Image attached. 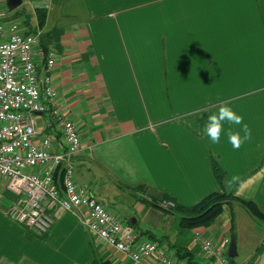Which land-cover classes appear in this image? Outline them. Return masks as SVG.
I'll list each match as a JSON object with an SVG mask.
<instances>
[{"label": "crops", "instance_id": "0c3cea01", "mask_svg": "<svg viewBox=\"0 0 264 264\" xmlns=\"http://www.w3.org/2000/svg\"><path fill=\"white\" fill-rule=\"evenodd\" d=\"M36 7L46 9L45 23L53 19L49 29L42 26L40 41L55 51L57 100L80 135L76 183L101 202L105 192L133 195L137 212L126 218V229L139 239L152 232L176 262L206 263L192 240L199 228L216 240L234 234L237 254L228 264H264V219L239 201L226 203L211 225L194 228L152 203L169 194L191 205L223 190L253 200L264 213V0H22L17 10L27 15ZM23 20L24 29L38 28ZM54 28L60 29L55 38ZM37 68L42 76L43 64ZM221 103L252 129V140L239 150L223 133L219 144L204 133ZM35 117L37 129L48 132V114ZM56 134L60 150L63 136ZM212 162L222 170L220 181ZM234 174L240 180L229 189ZM6 182L0 175V264H90L94 257L156 264L155 256L135 262L49 199L44 202L54 221L35 234L8 216L15 195ZM177 247L190 259L178 258Z\"/></svg>", "mask_w": 264, "mask_h": 264}, {"label": "built area", "instance_id": "2783aa9c", "mask_svg": "<svg viewBox=\"0 0 264 264\" xmlns=\"http://www.w3.org/2000/svg\"><path fill=\"white\" fill-rule=\"evenodd\" d=\"M41 32L40 28L24 29L18 19L4 22L0 15V175L7 178L6 186L15 195L8 216L42 235L54 221L44 202L49 199L50 205L74 212L89 232L135 262L155 256L156 264H183L174 261L156 240L139 239L127 230L122 219L76 183L73 159L82 149L80 135L57 100L51 72L55 51L42 45ZM40 62L42 76L37 68ZM36 112L48 114V132L37 129ZM57 132L63 136L60 150L55 149ZM157 204L166 209L176 205L167 197ZM192 240L200 243L205 264L229 263L228 236L216 240L196 228Z\"/></svg>", "mask_w": 264, "mask_h": 264}, {"label": "trees", "instance_id": "16d2710c", "mask_svg": "<svg viewBox=\"0 0 264 264\" xmlns=\"http://www.w3.org/2000/svg\"><path fill=\"white\" fill-rule=\"evenodd\" d=\"M19 7V6H18ZM15 8L13 11L19 13L18 9ZM21 11V9H20ZM37 24L39 28H41L46 20V9L44 7H36L35 8ZM20 14V13H19ZM25 23H28V16L23 20ZM29 31V30H28ZM52 37H57L60 33V29L54 28L52 31ZM46 48V45H44ZM212 168L216 174L217 179L220 181L222 179L223 173L220 167L215 163L212 162ZM141 188L142 186H136ZM164 197H170L169 194H163ZM231 200H237L239 203L254 217L259 219H264V213L260 210L257 204L251 199H244L241 197L236 196L232 192H225L223 190H214L212 192L207 193L198 201L191 205H185L181 203H176L174 208H171L172 211L176 212L179 216V222L182 227L186 228H194L198 226H209L212 224L216 218L222 213L226 203L230 202ZM152 201H156L152 199ZM157 204V202H152ZM158 205V204H157ZM233 227V215L230 219V230ZM149 236L156 240L157 237L152 232H148ZM175 254L178 258H184L188 256V260L190 259L188 250H184L182 247H177L175 250ZM187 260V261H188ZM90 264H113L108 259H101L98 257H94Z\"/></svg>", "mask_w": 264, "mask_h": 264}, {"label": "clouds", "instance_id": "9594fccd", "mask_svg": "<svg viewBox=\"0 0 264 264\" xmlns=\"http://www.w3.org/2000/svg\"><path fill=\"white\" fill-rule=\"evenodd\" d=\"M225 123L228 125L227 128L224 126ZM234 126H239V130H234ZM204 133L213 144L221 142L223 133L234 150H239L242 145L252 140V129L244 122V117L227 103H221L215 113L208 115ZM239 180V175H232L226 181V187L231 189Z\"/></svg>", "mask_w": 264, "mask_h": 264}, {"label": "rangeland", "instance_id": "374dc122", "mask_svg": "<svg viewBox=\"0 0 264 264\" xmlns=\"http://www.w3.org/2000/svg\"><path fill=\"white\" fill-rule=\"evenodd\" d=\"M19 10V9H18ZM21 13V12H20ZM0 15L3 18L7 17L8 15L12 16L13 19L23 20L27 18V16L30 18L31 22L34 24H37V18L35 16V13L32 11H27L26 14H19L16 11L8 10L5 6V0H2L0 2ZM15 16V17H14ZM53 19L49 21L48 23H45L44 29H49L52 25ZM262 25V22H261ZM37 27L39 28L38 24ZM42 28V27H41ZM40 28V29H41ZM106 195L103 198L104 205L116 216H118L120 219L123 220L125 224L128 225V220L135 215V212H137V208L135 205H133L134 196L131 194H127V192H105ZM135 208V211H134ZM174 212V211H173ZM176 213V212H175ZM126 218L128 220L126 221ZM211 225V224H210ZM230 238V236H228ZM229 243V242H228ZM228 243L226 244L225 248L227 249Z\"/></svg>", "mask_w": 264, "mask_h": 264}, {"label": "water", "instance_id": "95a60500", "mask_svg": "<svg viewBox=\"0 0 264 264\" xmlns=\"http://www.w3.org/2000/svg\"><path fill=\"white\" fill-rule=\"evenodd\" d=\"M22 0H5V6L8 10H14L21 4ZM228 255L233 257L236 256L237 250H236V241L234 234L230 235V241L227 248Z\"/></svg>", "mask_w": 264, "mask_h": 264}]
</instances>
